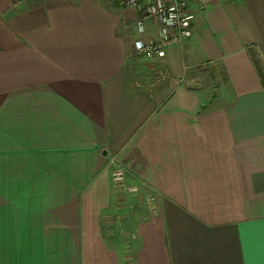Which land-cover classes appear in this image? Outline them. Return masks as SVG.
I'll return each mask as SVG.
<instances>
[{"label": "crops", "instance_id": "obj_1", "mask_svg": "<svg viewBox=\"0 0 264 264\" xmlns=\"http://www.w3.org/2000/svg\"><path fill=\"white\" fill-rule=\"evenodd\" d=\"M185 1L150 94L136 9L0 0V264H264V0Z\"/></svg>", "mask_w": 264, "mask_h": 264}, {"label": "built area", "instance_id": "obj_2", "mask_svg": "<svg viewBox=\"0 0 264 264\" xmlns=\"http://www.w3.org/2000/svg\"><path fill=\"white\" fill-rule=\"evenodd\" d=\"M119 7H132L139 13L136 27L144 30L147 21L157 26V37L152 40L137 39L130 54L133 59L145 57L146 72L142 80L136 83L153 94L156 89L170 79L164 57L166 48L171 44H181L192 34V11L185 0H115ZM111 181L118 190H136L135 185L124 183L125 168L122 163L110 157ZM150 201L154 195H150ZM152 207H154L152 205ZM155 211V210H154ZM153 211V212H154Z\"/></svg>", "mask_w": 264, "mask_h": 264}, {"label": "rangeland", "instance_id": "obj_3", "mask_svg": "<svg viewBox=\"0 0 264 264\" xmlns=\"http://www.w3.org/2000/svg\"><path fill=\"white\" fill-rule=\"evenodd\" d=\"M124 183L129 186L135 185L137 188L135 191L134 190H118L114 188L112 185L113 193L116 194V196H118L123 201L122 204L125 206L124 218L122 215L121 218L118 219L119 221L122 222V219H124L125 221L129 222L128 218H126L128 215L127 213H129L137 205L143 206L145 210L143 215L148 214V213L151 214L154 210H156V205L154 204L155 200L150 201L149 199L150 195H154V191H151L148 187H146L144 182L139 181V180H136L134 182H129L127 178L125 177ZM152 205L154 207H152ZM121 222H119V224H121Z\"/></svg>", "mask_w": 264, "mask_h": 264}, {"label": "snow or ice", "instance_id": "obj_4", "mask_svg": "<svg viewBox=\"0 0 264 264\" xmlns=\"http://www.w3.org/2000/svg\"><path fill=\"white\" fill-rule=\"evenodd\" d=\"M261 246L264 248V230H262V235H261Z\"/></svg>", "mask_w": 264, "mask_h": 264}]
</instances>
